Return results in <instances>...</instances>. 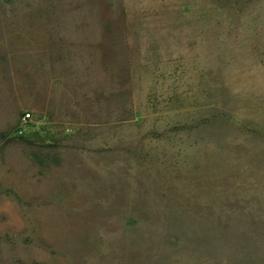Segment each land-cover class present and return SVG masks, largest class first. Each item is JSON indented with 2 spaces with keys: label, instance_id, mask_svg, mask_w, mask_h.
Segmentation results:
<instances>
[{
  "label": "rangeland",
  "instance_id": "rangeland-1",
  "mask_svg": "<svg viewBox=\"0 0 264 264\" xmlns=\"http://www.w3.org/2000/svg\"><path fill=\"white\" fill-rule=\"evenodd\" d=\"M0 264H264V0H0Z\"/></svg>",
  "mask_w": 264,
  "mask_h": 264
},
{
  "label": "built area",
  "instance_id": "built-area-1",
  "mask_svg": "<svg viewBox=\"0 0 264 264\" xmlns=\"http://www.w3.org/2000/svg\"><path fill=\"white\" fill-rule=\"evenodd\" d=\"M29 116H30L29 114H26L25 117H24V119L29 118Z\"/></svg>",
  "mask_w": 264,
  "mask_h": 264
}]
</instances>
